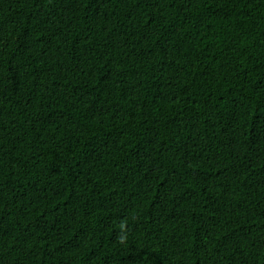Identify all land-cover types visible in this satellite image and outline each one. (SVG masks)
<instances>
[{"label":"trees","instance_id":"1","mask_svg":"<svg viewBox=\"0 0 264 264\" xmlns=\"http://www.w3.org/2000/svg\"><path fill=\"white\" fill-rule=\"evenodd\" d=\"M0 264H264V0H0Z\"/></svg>","mask_w":264,"mask_h":264}]
</instances>
